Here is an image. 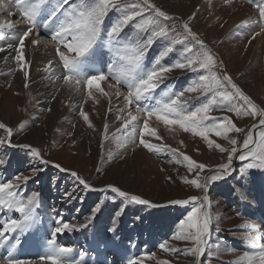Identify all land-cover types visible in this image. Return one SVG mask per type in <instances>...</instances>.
Masks as SVG:
<instances>
[{"label": "rangeland", "instance_id": "1", "mask_svg": "<svg viewBox=\"0 0 264 264\" xmlns=\"http://www.w3.org/2000/svg\"><path fill=\"white\" fill-rule=\"evenodd\" d=\"M6 1L15 5L13 0ZM258 2L261 0H149V3L177 18V32L182 31L183 21L194 15L195 19L189 21L190 27L197 38L215 54L218 71L230 75L245 94L259 107H264V22H261L259 10L255 6ZM55 5L54 1L50 8ZM216 10L220 15H215ZM240 15L243 17L239 21ZM115 18V13H110L106 24ZM11 21L16 20L10 19L9 22ZM243 21H247V24L242 23ZM27 26L30 27L27 23L24 28L27 29ZM51 26L44 28L37 24L40 34L45 37L42 38L43 41H50L48 29ZM26 29L17 27L0 32V47L17 45L18 36ZM124 31L129 32L130 28ZM255 33L259 35L253 39ZM55 44L54 53L60 67L52 68L49 74L57 77L60 84L69 85L64 80L67 70L56 54ZM106 47L97 48L85 64H92L96 72L103 71L105 74L109 71V63H113V71L118 70L120 62L117 53L110 56L105 51ZM162 47L160 41L153 45L147 53L145 67L150 66L152 58ZM60 50L67 53L63 47ZM11 59L14 60V56ZM175 59L177 53L174 52L162 62L168 64ZM18 68L14 62L13 69L0 71V124L11 128L13 133L9 137L7 130L0 128V139H11V145L0 144V181L10 180L17 173L22 177L29 176L31 179L26 184H21L23 192L20 195L26 197L36 191L39 196L30 230L20 236L22 243L18 247L21 249L11 247V238L15 234H9L8 239L0 242L2 264H6L9 254L18 260L31 261V264H44L40 256L47 252L45 240L50 237L55 220L60 218L79 226L87 222L97 204L100 205V212L96 213L88 228L56 237L58 245L72 248L70 257L79 259L81 264H104L102 261L105 264H128L135 257H142L143 264H159L161 260H167L169 264H246L242 260L244 253L259 250L254 244H248L247 240L251 237L257 241L256 225L264 223V170H247L244 166L249 161L242 162L234 158L231 176L210 182L206 191L196 189L194 185L183 182L184 178L195 179L196 173L188 171L186 162L178 154L173 155L170 151L155 154L129 142L130 128H121V122L116 119L118 107L115 104L116 110H112L108 106L102 86L100 89L103 91L95 85L89 89L86 82L76 84L72 81L70 83L76 84L73 87H77L79 91H63L60 95L59 84L56 86L54 83L55 91L51 95L47 96V89L43 96H39L28 80V86L25 87L23 76L19 78L21 81L16 82L14 73L18 72ZM85 71L89 75L96 74L87 68ZM193 76L194 74L185 70L173 69L166 74L167 78L161 89L179 90ZM41 83L44 84V80ZM104 83L107 91L113 92L111 89L115 81L109 77L105 82H100ZM158 90L159 93L160 89ZM89 91L91 96L88 95ZM119 91L124 92L123 96L127 94V88L123 85L119 86ZM72 96L77 99V103L73 102ZM186 96L193 97L189 100L193 107L200 103V100L194 99L196 94L186 93ZM81 111L88 114V121L80 115ZM133 114H136L134 110ZM210 115H227L238 127L244 129L240 133L229 132L228 139L210 134V139L229 150L233 147L231 139H236L235 146L242 150L243 141L259 120V117L217 110ZM143 119L144 116L141 115V124ZM152 123L159 126L157 129L162 134L156 133V137L145 135V139L159 146L177 149L178 153L182 152L193 160L204 163L207 170L200 173L201 183L205 177L213 174L217 165L226 162L228 153H221L216 148L209 149L201 137L184 132L178 125V136L170 137L163 123L157 120ZM89 124L92 126L89 127ZM253 135L258 142V133L253 132ZM23 145L41 150L43 158L50 163L40 164ZM239 154L238 151L237 156ZM56 164L76 171L96 190L85 189L69 172L57 169ZM32 168L41 170L33 175L30 171ZM242 168L246 173L243 178ZM97 169L101 171L98 173ZM109 184L130 195H139L149 200L150 205L130 203L111 191L100 190ZM65 193L71 195L65 197ZM192 196L201 200L208 198L206 206L213 218L206 255L199 259L191 254L174 251L191 248L192 242L170 239L178 230L180 221L186 220L193 208L192 203L173 205L171 201ZM118 211L120 215L117 216ZM9 218L21 217L14 210L0 206V223ZM112 227H115V232L109 231ZM165 241L169 251L160 247ZM19 250L22 254H19Z\"/></svg>", "mask_w": 264, "mask_h": 264}, {"label": "snow or ice", "instance_id": "2", "mask_svg": "<svg viewBox=\"0 0 264 264\" xmlns=\"http://www.w3.org/2000/svg\"><path fill=\"white\" fill-rule=\"evenodd\" d=\"M13 2L30 25L18 36V44L15 45L16 55L14 56V60L25 75V87H27L29 63L25 58V40L37 27V21L44 15L50 0H13ZM255 6L259 10L261 22H264V0L256 3ZM0 10H3L2 7ZM110 13H115L116 18L106 24ZM146 13L148 14L146 15ZM9 14L11 13L9 12ZM176 19L155 4L149 3V0H87L86 3L85 0H56L55 7L47 13L42 23L46 28L53 25L48 29L50 41L45 40V43L56 42V54L63 62L64 69L67 70V75L64 76L65 82L75 81L76 84L86 82L89 89L94 85L100 89V82L111 77L115 81L112 86L117 87L118 96L122 95L118 90L119 86L123 85L127 88V94L123 96L125 106L117 109L116 119L121 122V128H130L129 142L155 154L166 151H170L173 155L178 154L183 158V162H186L188 171L196 173L195 179L184 178V183L206 191L210 182L221 181L232 175L234 158H238L242 162L249 161L244 166L247 170H264V107H259L250 96L245 94L230 75L218 71L215 54L207 48L202 40L197 38L190 27L189 21L194 20L195 16H190L188 20L183 21L181 32L176 30ZM242 23L247 24V21ZM13 27L11 23L0 22V30ZM126 28H130V31L125 32ZM37 35L39 34L37 33ZM256 35L259 33H255L252 38L255 39ZM158 41L162 42L163 47L152 58L150 66L145 67L147 53ZM40 42V39L32 41L34 45H39ZM106 46H110L116 51L120 62V67L116 71H113V63H109L107 74L103 71L96 72L95 66L92 64H85V61L94 54L97 48ZM8 47L12 48L13 45L9 44ZM61 47L65 48L68 54L61 51ZM4 51L5 48L0 47V52ZM174 52L177 53V59L168 64L162 62ZM49 67H51V62H49ZM85 68L96 72V74L89 75ZM173 69L185 70L194 76L179 90L161 89V85L167 78L166 74L172 72ZM157 89H160L159 93ZM100 90L103 91V89ZM186 93L196 94L194 99L200 100V103L193 107L189 104V100L193 97L186 96ZM104 94L107 95V93ZM88 95L91 96L92 93L89 91ZM201 97H203L202 100ZM133 110L136 114H133ZM214 110L259 117L258 124L253 125L252 130L243 141L242 150L235 146L236 139L230 140L233 147L229 150L209 138L210 134L214 133L217 137L228 139L229 132L244 131L227 115L222 117L210 115ZM80 115L85 121L89 120L86 112L81 111ZM141 115L144 116L142 124ZM153 117L166 126L178 125L184 132L201 137L206 141L209 149L216 148L221 153L227 152L226 162L217 165L213 174L205 177L201 183L200 173L207 170L204 163H199L182 152L178 153L177 149L159 146L145 139V135L156 137L155 129L149 127V120ZM91 126L89 124V127ZM0 128H5L9 137L12 136L11 128H7L3 124H0ZM120 130L117 129V131ZM137 130H139L138 140ZM105 131H107V125H105ZM253 132L258 133V142L254 138ZM106 138L107 136H105ZM4 143L11 145V139L7 141L0 139V144ZM22 147L27 148L31 156L35 157L40 164L50 163L43 158L41 150L30 145ZM238 151L240 154L237 156ZM55 167L61 171L69 172L85 189L96 190L76 171L64 169L60 164H56ZM40 170L39 168L30 169L33 175ZM100 171L97 169L98 173ZM241 176L242 178L246 176L243 168ZM29 179L31 177H22L17 173L10 180L0 181V206L14 210L21 217L20 219L9 218L0 223V242L8 239L9 234H15L11 238L13 249L21 245L20 236L30 230L31 223L35 219L33 212L38 206V192L32 191L26 197L20 195L23 192L21 184H26ZM100 190L111 191L130 203L150 205L149 200L143 199L139 195H130L111 184ZM70 195V193H65V197ZM207 199L205 197L201 200L197 196H192L188 199L171 201L173 205L193 204L187 219L180 221L178 230L170 237L177 241H190L193 246L174 251L182 252L185 255L191 254L198 259L205 257L213 224L211 211L206 206ZM98 212H100L99 204L93 208L92 215L87 219V222L79 226L57 218L51 228L50 237L45 240L47 252L40 256V260L44 264H81L79 259L70 257L72 248L58 245L56 237L88 228ZM116 215H120V211ZM109 231L115 232L116 229L112 227L109 228ZM247 243L254 244V240L250 237ZM160 247L166 251L170 250L167 241ZM242 260L246 264H264V244L259 245L258 251L245 252ZM6 264H31V261L18 260L9 254ZM128 264H143V258H132ZM159 264H169V261L161 260Z\"/></svg>", "mask_w": 264, "mask_h": 264}, {"label": "bare ground", "instance_id": "3", "mask_svg": "<svg viewBox=\"0 0 264 264\" xmlns=\"http://www.w3.org/2000/svg\"><path fill=\"white\" fill-rule=\"evenodd\" d=\"M54 1L56 2V0H51L50 1V4L47 7L44 15L41 16L38 19L37 24L40 27L46 28L45 26H43L42 22H43L45 16H47V13L52 10V8H50V7L53 5ZM241 6L243 7V5H241ZM0 7H2V9H3V10H0V22L11 23L12 21L9 22L10 19H14L16 21L12 22V25L14 26L13 28L20 27L23 30L26 29L24 27H26L28 22L24 19L23 14L20 12V10L18 8L15 7V5H12L10 2H8L6 0H0ZM13 9H14V11H13ZM9 12L11 14H9ZM215 12H216L215 13L216 16L220 15L219 11L216 10ZM242 17L243 16L240 15L239 16V20H241ZM28 27L29 26H27V28ZM13 28H11V29H13ZM48 28H49V26H48ZM3 31H7V28L3 29V30H0V32H3ZM37 33L39 35H37ZM40 33H41L40 28L36 27L35 29H33V33L30 34L28 36V38L25 40V58H26V61L29 63L28 81L30 82L31 87H33V90H35V92L39 96H43L44 95V91L48 89V92L46 94H48L47 96H49L55 91L54 87H53V84L56 83V86H57V84H59V88H60V92L59 93H60V95H61V93L63 91H70V92L79 91V89L77 87L76 88L73 87L76 84L73 85L72 83L68 82L69 85H62V84L59 83V80L57 79V77H53V76H51L49 74V72H50V70L52 68L60 67L59 66V61L57 60L56 55L54 53L55 48L53 47V44H55V42H50V44L49 43H45V41H43V39H42V38H45V37L43 36V34H40ZM42 33H44V32H42ZM37 39H40L41 42H40L39 45H34L32 43V41L33 40H37ZM54 46H57V45L55 44ZM5 48H6V50L4 52H0V71H2V72L7 71L9 69L10 70L13 69L14 68V62H16L15 60L11 59L13 56L16 55L15 46H13L12 48H9L8 46H6ZM105 51L110 56L116 55V51L114 49H111L110 46H107L105 48ZM49 62H51V67H49ZM17 66L19 67L18 63H17ZM46 69H47V71H46ZM4 75L5 74H3V76ZM21 76H23V78L25 80V75L20 70V67H19L18 68V72L16 71L14 73V79L16 80V82L17 81H21V79H19ZM42 80H44V84L41 83ZM60 80L64 81L63 79H60ZM100 86H102L104 91L107 93V95H106L107 104H108V106L111 107L112 110H116V108L114 106L115 104L117 105L118 108H121V107L125 106V101L121 97L123 95H120V96L117 95V88L116 87L112 86L111 90L113 92H111L109 90L107 91V86H105V83L104 84H100ZM13 88L15 89L14 86H13ZM157 91H159V90L157 89ZM120 93L124 94V92H120ZM74 94H75V96H77V93H74ZM67 95H70V94H67ZM72 99H73L74 103H77V99L76 98L73 97ZM124 114H126V113H124ZM154 120H156L154 117L151 120H149V127L151 129H155L156 133L162 134L161 130L157 129V127H159V126L152 123ZM164 127H165V130H166V133L170 137L178 136L179 130L177 128V125H170V126H165L164 125ZM256 228H257L258 234L256 235L257 241L254 240V245L259 247V245H260L259 243L263 242V244H264V234H263L264 233V223H260L259 222L256 225ZM18 248L21 249V247H18ZM34 251H35V249H34ZM0 252H2V248L0 249ZM18 252H19V254H22L20 250ZM102 263L105 264L104 261H102ZM0 264H2V262H0ZM33 264H36V262L33 263ZM107 264H108V262H107Z\"/></svg>", "mask_w": 264, "mask_h": 264}, {"label": "crops", "instance_id": "4", "mask_svg": "<svg viewBox=\"0 0 264 264\" xmlns=\"http://www.w3.org/2000/svg\"><path fill=\"white\" fill-rule=\"evenodd\" d=\"M240 21V20H239ZM238 22V21H237Z\"/></svg>", "mask_w": 264, "mask_h": 264}]
</instances>
